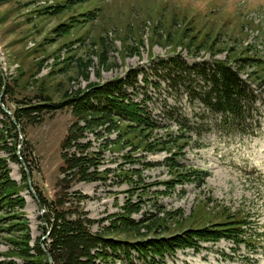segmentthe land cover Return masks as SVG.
Wrapping results in <instances>:
<instances>
[{"label":"rangeland","instance_id":"rangeland-1","mask_svg":"<svg viewBox=\"0 0 264 264\" xmlns=\"http://www.w3.org/2000/svg\"><path fill=\"white\" fill-rule=\"evenodd\" d=\"M177 52L190 63L216 57L236 65L245 57H264V0H0V65L13 87L6 95L9 107L29 99L37 103L39 95L58 103L145 69L133 97L161 122L148 130L118 117L86 120L72 106L34 112L36 122L23 123V138L35 187L49 198L61 190L67 218H86L92 234L111 239L173 237L214 227L223 209L235 212L248 222L246 235L254 245L200 241V247L178 249L155 264H264V128L256 136L209 132L198 140L167 120L161 112L166 100L173 102L167 97L176 95L164 80L155 87L151 67ZM246 69L252 79L264 75ZM0 122L2 129L6 119ZM70 130L79 134L76 143L63 146ZM2 147L0 157L21 183L25 204L15 211L0 208V264H38L20 257L12 240L29 233L31 254L37 256V243L47 249L44 241L48 246L52 231L43 221L47 208L41 212L30 186H24L22 162ZM62 152L69 159L75 154L78 164L63 166ZM83 168L85 173L74 176ZM15 212L23 220L6 218ZM100 247L94 245L91 253ZM106 251L111 255L96 263L149 264L135 251L132 257L123 248Z\"/></svg>","mask_w":264,"mask_h":264},{"label":"trees","instance_id":"trees-1","mask_svg":"<svg viewBox=\"0 0 264 264\" xmlns=\"http://www.w3.org/2000/svg\"><path fill=\"white\" fill-rule=\"evenodd\" d=\"M153 64L154 67L151 68L158 78V81L154 83L155 87L159 86L160 80H164L170 90L169 94L176 95L167 97L168 99L172 98L173 102L170 101L169 103L165 99L166 105L161 114L191 138L195 135L199 140L205 133L209 132L220 133L224 136L258 135L263 130L264 75L259 76L258 79H252V73L246 75L244 72L248 70L246 68H249L251 69L250 72L258 69L264 74V57H245L240 59L236 65L230 58L220 59L216 57L190 63L177 52L168 57H160ZM141 72L146 71L141 69ZM140 73L136 69L129 70L124 77H118L97 85L80 96L74 95L58 103L52 102L48 96L39 95L42 98L41 101L30 104V99L28 101L23 100L25 105L17 109L6 104V95L13 89L11 81L6 75L7 89L2 101L13 110L12 113L23 132L25 122L34 121V112L65 106H72L73 111L76 114L79 113V116L86 120L88 115L91 116L92 120H97L95 121L97 123L108 121V118L118 117L129 120L131 124H136L143 129L150 130L159 126L161 122L153 116L145 104L134 100V90L139 86L138 75ZM146 75L145 81L148 82ZM3 81L4 77L0 71V90L3 87ZM178 96H183L185 103H181ZM149 98L151 99V97ZM186 104L188 109L185 107ZM0 115L2 121L6 119L5 126L0 129V145L12 152L11 159L13 161L21 163L17 154V144L21 143L18 127L1 106ZM76 125L77 123L72 127ZM78 135L70 130L64 138L63 146L71 141L76 143ZM25 145L24 142L21 155L32 171L31 163L24 153ZM98 153L92 152L91 154ZM62 157L63 166L66 164L69 168H73L74 165L70 161H74L75 166L78 164L79 158L75 154L72 155V159H69L62 152ZM90 165L92 164L90 163ZM22 169L24 186L29 188L27 172L24 166ZM82 172L85 173L84 168L75 171L73 174L77 176ZM20 185L21 183L19 184L10 176V168L6 158L0 157V208L5 206V209L15 211L16 206L18 209L24 207L25 199L19 195ZM34 188L39 193L41 202L47 208L44 225L46 228L47 225L52 226L51 241L48 246L46 241L44 242L52 255L53 264H57V259L66 260L68 258L72 260L69 262L70 264H100L96 263V258L110 256L111 254L106 251L108 248L111 249L112 254H115L119 248H123L128 257L135 251L145 263L155 264L158 258L163 259L167 254H175L178 249L200 247V241H217L225 238L232 239L236 244H255L253 238L246 235L248 230L246 219L235 212H227L225 209L221 213L222 219L214 227L194 228L173 237L134 241L106 238L89 231L86 223L88 219L80 216L79 218H67L66 212L68 210H66L67 206L64 203L61 190L56 193L54 198H49L35 185ZM9 214L6 218L23 220L22 215L17 214V212ZM25 223V220L20 222V224ZM257 234L259 236L260 232ZM29 239L28 233L12 240L17 246H20L18 255L26 260L35 258L38 264H49L48 256L41 243H37L36 246L37 256L29 252L31 250ZM80 242L84 243L83 249L80 248ZM99 244L101 251L92 254L91 248ZM81 254L87 256V259L81 258ZM73 257L75 258L73 259ZM130 263L135 264L134 261H130ZM10 264H15V261L11 260Z\"/></svg>","mask_w":264,"mask_h":264},{"label":"water","instance_id":"water-1","mask_svg":"<svg viewBox=\"0 0 264 264\" xmlns=\"http://www.w3.org/2000/svg\"><path fill=\"white\" fill-rule=\"evenodd\" d=\"M3 77H4V81H3V87H2V90H1V93H0V106L1 108L8 114L10 115V117L12 118V120L16 123L17 127H18V130H19V133H20V137H21V143L20 144H23L24 143V133H23V130L21 128V126L17 123L14 115L12 114V112L10 111V109L4 104V102L2 101V98L5 94V91H6V88H7V79L5 77V74L3 72L2 69H0ZM22 145H20L19 147H21ZM18 155L20 157V160L22 162V165L24 166L26 172H27V178H28V184L30 186V189L32 190L33 194H34V197L37 199L38 203H39V206L41 208V212L43 213L44 210L46 209L45 205L41 202L40 200V197L38 195V193L36 192L35 188L33 187L32 185V173L29 169V167L27 166L26 162L24 161L21 153H20V149H18ZM43 221H46L45 218H43ZM44 250L46 251V254L48 256V259H49V264H53V258H52V255L50 254V252L43 246Z\"/></svg>","mask_w":264,"mask_h":264},{"label":"bare ground","instance_id":"bare-ground-1","mask_svg":"<svg viewBox=\"0 0 264 264\" xmlns=\"http://www.w3.org/2000/svg\"><path fill=\"white\" fill-rule=\"evenodd\" d=\"M31 200V199H30Z\"/></svg>","mask_w":264,"mask_h":264}]
</instances>
